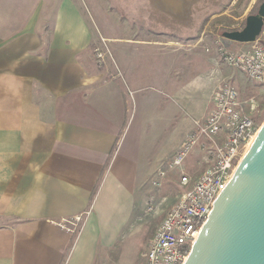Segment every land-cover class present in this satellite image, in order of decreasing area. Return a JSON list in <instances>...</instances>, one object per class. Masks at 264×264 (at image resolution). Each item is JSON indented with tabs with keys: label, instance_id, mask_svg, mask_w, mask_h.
<instances>
[{
	"label": "crops",
	"instance_id": "1",
	"mask_svg": "<svg viewBox=\"0 0 264 264\" xmlns=\"http://www.w3.org/2000/svg\"><path fill=\"white\" fill-rule=\"evenodd\" d=\"M94 35L79 0H0V264H112L225 80L210 50L155 34L111 39L102 71Z\"/></svg>",
	"mask_w": 264,
	"mask_h": 264
},
{
	"label": "rangeland",
	"instance_id": "2",
	"mask_svg": "<svg viewBox=\"0 0 264 264\" xmlns=\"http://www.w3.org/2000/svg\"><path fill=\"white\" fill-rule=\"evenodd\" d=\"M79 2L95 32L94 56L95 48L105 51L109 49L114 53L111 41L113 38L155 34L168 35V38L177 41L178 47L210 50V54L220 58L218 49L221 46L235 50V46L238 45L224 38L223 32L243 29L247 16L256 14L264 0H79ZM259 37L264 39V27ZM245 44L247 46V43ZM180 59L185 61L183 57ZM110 61L112 59L107 56L106 67L102 71L110 69ZM192 64L193 67L196 64L194 59ZM222 64L224 81L239 88L242 98L247 101L246 109L256 117L261 126L264 125V83H257L244 73L223 62ZM204 71L197 72L196 69L194 72L196 76L192 82L194 85L200 81L204 82L206 78ZM199 99L197 91L194 92L193 101ZM252 99L254 110L251 109ZM199 143L192 147L186 156L188 159L186 162L184 160L181 166L169 172L161 185H154L159 200H149L146 204V212L150 215L146 216L150 217V222L128 224L121 230L118 240L108 247V252L112 250V264H146L144 254L149 242L167 212L177 204L185 191L181 180L178 179L183 175H190L195 179L207 168V164L201 160L204 150L202 142ZM79 218V221L74 218L64 220L61 226L74 230V235L77 236L82 223V218Z\"/></svg>",
	"mask_w": 264,
	"mask_h": 264
},
{
	"label": "built area",
	"instance_id": "3",
	"mask_svg": "<svg viewBox=\"0 0 264 264\" xmlns=\"http://www.w3.org/2000/svg\"><path fill=\"white\" fill-rule=\"evenodd\" d=\"M261 35V34H260ZM259 35V36H260ZM244 43L235 50L224 45L218 49L221 60L257 83H264V39ZM249 44V45H248ZM107 56L113 60L112 51L95 48L98 67L106 66ZM251 100V109H255ZM211 113L202 120H196L193 132L181 150L174 154L169 169L158 172L162 180L183 164L192 147L202 142L204 153L201 160L207 164L203 173L193 179L190 175L181 177L185 191L177 204L165 215L162 223L144 254L146 264H184L200 231L207 222L215 201L236 171L248 145L259 129L260 122L246 109L245 101L237 86L222 82L212 97ZM200 144V143H199ZM79 221L80 218H74Z\"/></svg>",
	"mask_w": 264,
	"mask_h": 264
},
{
	"label": "water",
	"instance_id": "4",
	"mask_svg": "<svg viewBox=\"0 0 264 264\" xmlns=\"http://www.w3.org/2000/svg\"><path fill=\"white\" fill-rule=\"evenodd\" d=\"M263 27L264 2L247 16L243 29L222 35L249 43ZM184 264H264V125L217 197Z\"/></svg>",
	"mask_w": 264,
	"mask_h": 264
},
{
	"label": "bare ground",
	"instance_id": "5",
	"mask_svg": "<svg viewBox=\"0 0 264 264\" xmlns=\"http://www.w3.org/2000/svg\"><path fill=\"white\" fill-rule=\"evenodd\" d=\"M257 136V135H256ZM256 136L254 138H252V140L250 141L249 145H248V149L249 147L252 145V142L255 140Z\"/></svg>",
	"mask_w": 264,
	"mask_h": 264
}]
</instances>
